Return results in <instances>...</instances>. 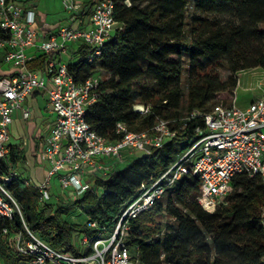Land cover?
<instances>
[{"label": "trees", "instance_id": "trees-1", "mask_svg": "<svg viewBox=\"0 0 264 264\" xmlns=\"http://www.w3.org/2000/svg\"><path fill=\"white\" fill-rule=\"evenodd\" d=\"M98 0H84L90 16ZM121 26L92 62L94 49L80 42L77 61L69 69L76 80L100 76V95L88 107L86 119L106 138L115 140L118 122L131 130L151 128L157 117L173 120L176 135L150 154L133 156L108 179L99 175L80 198L59 197L54 211L41 206L36 188L13 180L9 184L29 226L51 246L79 252L74 229L91 239L113 232L118 216L144 182L163 174L198 138L202 117L188 119L193 110L208 111L218 102H230L239 83L238 73L264 69V0H112ZM194 10L189 16V6ZM56 53L32 59L30 69L44 71ZM226 63L230 74L219 69ZM188 65L187 89L183 74ZM6 75V74H0ZM136 103L151 106L146 114ZM31 127L34 148L41 145L36 115ZM24 151L13 146L8 164L14 169ZM226 203L208 212L198 202L199 176L187 174L176 181L148 211L130 220L126 237L139 264H264V180L236 175ZM103 190V191H101ZM81 208L98 226L77 224L71 213ZM13 226H19L14 220ZM138 247V249H137ZM3 264H21L24 255L1 245Z\"/></svg>", "mask_w": 264, "mask_h": 264}, {"label": "built area", "instance_id": "built-area-1", "mask_svg": "<svg viewBox=\"0 0 264 264\" xmlns=\"http://www.w3.org/2000/svg\"><path fill=\"white\" fill-rule=\"evenodd\" d=\"M63 5L72 14L70 23L60 25L47 38L38 27L35 10L26 9L18 0H0V49H5L4 60L11 66L8 74L0 75V264H3V243L24 255L21 264H139L126 242L130 220L150 210L183 176H199L198 202L208 212L227 202L236 175L245 173L264 180V92L246 108L238 106L234 97L230 102L216 103L208 111L190 112L188 119L202 117L205 121L204 127L196 129L198 138L163 174L142 183L138 194L119 214L110 236L91 239L78 228L73 232L84 234L82 242L89 243L88 248L79 247L78 253L55 248L29 226L20 203L9 189L13 180L21 179L36 188L39 202L45 204L51 198L52 180L57 176L60 195L77 199L92 186L87 178L99 175L108 179L115 163L124 156L150 154L176 135L171 126L173 120L158 116L151 128L142 131L131 130L126 122L120 121L116 125L120 137L106 138L86 119L88 107L100 95V76L76 80L69 63L55 57L48 61L44 71L30 69L28 63L33 59L27 51L30 47L41 53L62 54L70 44L83 42L94 49L88 57L92 62L121 28L112 0H98L87 20L82 17V0H63ZM39 90L48 94L55 118L50 131L41 139V164L46 170L36 183L15 168L2 171L1 166L8 164L13 150L10 128L15 111L20 110L23 119L29 120L32 109L26 101ZM150 107L136 103L134 110L146 114ZM82 214L84 224L98 226L81 208L75 209L70 218L78 221ZM14 220L19 221V226L12 225Z\"/></svg>", "mask_w": 264, "mask_h": 264}, {"label": "rangeland", "instance_id": "rangeland-1", "mask_svg": "<svg viewBox=\"0 0 264 264\" xmlns=\"http://www.w3.org/2000/svg\"><path fill=\"white\" fill-rule=\"evenodd\" d=\"M62 0H29L28 5H30L32 8L36 9L33 4H37L39 7V10H45L47 9L49 13H54L57 17H63L66 14V11H64L62 7ZM27 2V1H26ZM194 10V7L192 4L189 6V16ZM46 15V14H44ZM44 15H42L44 17ZM49 16V20L51 19ZM75 44V45H74ZM80 44V43H79ZM79 44L72 43L70 44L68 48V53L70 50L77 49L79 48ZM74 46V47H73ZM66 53L65 56L67 59H71V55ZM77 55V54H76ZM79 56H75L74 59L72 60H78ZM220 74L225 78L228 76L231 72L226 65V63L223 64V67L219 69ZM187 75H188V65L186 64L185 66V71L183 74V88L184 90L187 89ZM239 77V83L237 88L235 89L234 92V97H236V102L238 105H242L244 103H247L251 99V95H253L254 92L257 90H263L264 89V69L257 67V68H251V69H246L238 73ZM48 98L45 97H40L39 99V105L41 107H45L47 104ZM20 111V110H19ZM40 123L39 121H37ZM27 126L22 127L20 122H14V124L11 125L10 132H11V137H12V143L15 146H19L23 149L24 151V157L21 158L15 167V169L21 173V175L24 178H29L31 180H34V182L39 183L42 178V158H41V146L35 147L33 146L34 142L32 140V136L30 131L27 130ZM140 155V154H137ZM132 157H127L124 156L122 160H119L116 162V168L117 169H122L124 168L130 161ZM24 159V160H23ZM87 181L91 182L92 184L95 183L94 179L92 178H87ZM62 194V190L60 187V183L58 181V177L55 176L52 180V188H51V198L48 200L50 203L48 208L46 209V212L54 211L56 208V204L58 203V196L63 197L60 195ZM166 195L163 197L164 201H166ZM41 206L44 205V203H40ZM78 221H73L77 224H82L84 225V220L85 217L82 214L81 216H78L77 219ZM111 232H105L103 233L102 237L106 238L110 236ZM84 234L82 233L81 235L74 234L73 235V242L76 244L78 247L82 248L83 250L88 248L89 243H84L82 242Z\"/></svg>", "mask_w": 264, "mask_h": 264}, {"label": "crops", "instance_id": "crops-1", "mask_svg": "<svg viewBox=\"0 0 264 264\" xmlns=\"http://www.w3.org/2000/svg\"><path fill=\"white\" fill-rule=\"evenodd\" d=\"M18 1L21 4H23V6H25L26 9L35 10L36 15H37V20H38V27L42 30V32L45 34V36L47 38L50 37L57 30V28L60 25L70 23V18L72 16V14L64 9L63 0L61 1L62 2V7H63L64 11H66V14L63 17H57L54 13H49V11L47 9L39 10L38 5L35 4V3L33 4V6L36 9H34L30 5H28L29 0H18ZM82 1L84 2V0H82ZM44 14H46V15H44ZM42 15H44V17ZM49 16H52V17H50L51 18L50 20L48 18ZM82 17L85 20H87L89 16H84L82 14ZM77 43L79 44L80 42H77ZM69 46H68V48H69ZM27 51H28L29 54H31L33 56V59L36 58L38 55L42 54L41 52H38L34 47L28 48ZM68 51L69 50L67 49L62 54L56 53V55L54 57L57 59V61L70 62L78 54H77V49H74V48L72 50H70L69 53H68ZM5 52H6L5 49H0V74H8L10 72V69H11L10 64L6 63L5 60H4ZM66 53L71 55V59H69V60L67 59V57L65 56ZM72 61H76V60H72ZM263 92H264V89L261 90V91L257 90L256 92L253 93V95H251L252 97H251L250 101H248L247 103H244L242 105H238V104L237 105L242 107V108H246L257 97L262 95ZM40 97L48 98V94L45 91H43V90H39V91H36L34 94H32L26 101V104L29 107H31V109H32V115H31V118L29 120H24L23 117H22L21 111L16 110L15 113H14V121H13L12 124H14V122H20L22 127H25V125H26L28 127L27 130L31 132V127L35 123L34 122L35 120H33L32 118H33L34 115H36V117H38V120L40 122L39 126H38V130H39V134H40L41 139H42L43 136L50 131V129H51L52 125H53V121H54L55 117H54V114L52 113V111L50 109L49 99H48L47 104L45 105V107H41L39 105ZM40 165H42V174L44 176L46 167L43 164H40ZM114 166L116 168V163H115Z\"/></svg>", "mask_w": 264, "mask_h": 264}]
</instances>
